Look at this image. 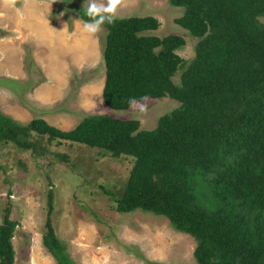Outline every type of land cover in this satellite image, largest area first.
<instances>
[{"label":"trees","instance_id":"16d2710c","mask_svg":"<svg viewBox=\"0 0 264 264\" xmlns=\"http://www.w3.org/2000/svg\"><path fill=\"white\" fill-rule=\"evenodd\" d=\"M170 2L184 7L175 20L197 37L188 61L177 52L184 36L148 32L159 25L154 15L118 16L103 25L106 104L127 108L129 100L166 95L180 101L154 127L139 128L134 117L87 113L61 129L42 117L18 123L0 111V137L37 151L34 140L18 137L35 130L50 140L130 156L122 192H111L118 210L167 216L194 237L199 264H264V0ZM74 8L89 19L83 6ZM16 224L7 207L0 264L14 262ZM44 225L43 244L57 263L75 264L50 216Z\"/></svg>","mask_w":264,"mask_h":264},{"label":"rangeland","instance_id":"374dc122","mask_svg":"<svg viewBox=\"0 0 264 264\" xmlns=\"http://www.w3.org/2000/svg\"><path fill=\"white\" fill-rule=\"evenodd\" d=\"M74 4L83 6L84 0H0V111L18 123L42 117L61 129L87 113L134 117L139 128L154 127L180 101L166 95L133 101L134 108L106 104L105 28L84 32ZM183 10L170 0H123L117 16L154 15L159 25L148 32L184 36L177 52L188 61L197 37L176 22ZM18 137L34 140L38 150L0 137V223L8 207L17 221L13 264H58L42 241L47 215L75 264H199L194 237L176 230L167 216L115 207L111 192H122L130 156L50 140L35 130Z\"/></svg>","mask_w":264,"mask_h":264},{"label":"clouds","instance_id":"9594fccd","mask_svg":"<svg viewBox=\"0 0 264 264\" xmlns=\"http://www.w3.org/2000/svg\"><path fill=\"white\" fill-rule=\"evenodd\" d=\"M122 4L123 0H84V14L89 19L83 22V31L94 35L101 31L104 24L114 23L119 18L117 11ZM129 104L135 107L132 100H129Z\"/></svg>","mask_w":264,"mask_h":264}]
</instances>
